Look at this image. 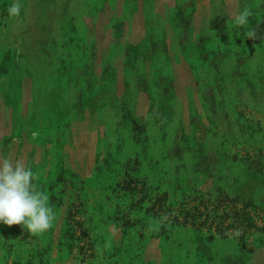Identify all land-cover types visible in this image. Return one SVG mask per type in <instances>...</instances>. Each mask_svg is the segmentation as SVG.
I'll list each match as a JSON object with an SVG mask.
<instances>
[{
    "label": "rangeland",
    "instance_id": "rangeland-1",
    "mask_svg": "<svg viewBox=\"0 0 264 264\" xmlns=\"http://www.w3.org/2000/svg\"><path fill=\"white\" fill-rule=\"evenodd\" d=\"M12 3L0 158L57 215L0 264H264V0Z\"/></svg>",
    "mask_w": 264,
    "mask_h": 264
},
{
    "label": "clouds",
    "instance_id": "clouds-1",
    "mask_svg": "<svg viewBox=\"0 0 264 264\" xmlns=\"http://www.w3.org/2000/svg\"><path fill=\"white\" fill-rule=\"evenodd\" d=\"M20 11V0H13L7 9L10 17L19 16ZM250 15L251 10L244 8L235 16L234 23L246 25ZM247 36L254 38L255 30L249 29ZM34 178L33 169L22 161L0 158V224H20L29 233L41 235L52 227L57 213L48 194L36 188Z\"/></svg>",
    "mask_w": 264,
    "mask_h": 264
}]
</instances>
